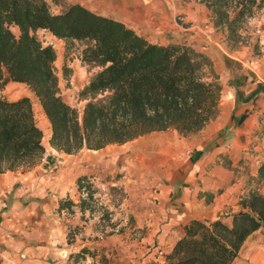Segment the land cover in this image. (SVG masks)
<instances>
[{
	"label": "crops",
	"instance_id": "1",
	"mask_svg": "<svg viewBox=\"0 0 264 264\" xmlns=\"http://www.w3.org/2000/svg\"><path fill=\"white\" fill-rule=\"evenodd\" d=\"M84 2L76 3L85 6ZM103 2L110 7L123 2L119 20L149 42L203 52L210 62L204 66V80L220 82L226 100L220 101L217 115L201 131L183 137L188 147L178 158H187L172 172L173 179L165 178L167 170L140 195L132 199L128 194L123 200L121 214L125 212L129 220L134 217L136 226H127L125 220L119 225L121 231L110 229L111 233L99 229L100 215L79 207L78 182L88 178L100 189L117 184L128 193L132 159L122 156L123 150L111 153L109 146L73 155L60 153L50 146L51 126L46 118L44 146L52 152L51 158L40 159L31 169L0 173V264H150L161 259L165 263L191 221L230 224L235 214L247 211L242 200L254 189L253 178L264 162V36L252 33L248 45L233 46L227 29L217 28L212 11L198 0ZM256 24L264 29V9L248 26ZM227 81H233L228 89ZM25 87L7 84L18 99L27 97ZM142 141L141 149L160 159L174 152V136L157 134ZM259 192L264 196V183ZM101 202L105 203L103 198ZM74 229V239L69 241ZM132 229L139 230L134 241L129 238ZM83 250L89 251L86 259L75 262L73 257ZM233 264H264V226L247 239Z\"/></svg>",
	"mask_w": 264,
	"mask_h": 264
},
{
	"label": "trees",
	"instance_id": "2",
	"mask_svg": "<svg viewBox=\"0 0 264 264\" xmlns=\"http://www.w3.org/2000/svg\"><path fill=\"white\" fill-rule=\"evenodd\" d=\"M198 1L212 11L215 26L226 28L236 42L264 9V0ZM39 30L66 42L87 43L82 61L99 71L80 93L86 102L82 114L64 100L57 53L38 40ZM204 62L191 47L151 43L122 21L81 4L55 14L48 0H0V87L15 82L30 88L50 123V146L60 153L99 151L155 132L189 136L201 131L217 115L222 94L218 82L204 80ZM43 139L29 97L0 98V173L33 168L46 151ZM253 179L254 189L242 200L246 212L235 214L230 224L191 221L165 263L150 264H233L247 239L264 226L259 192L264 162ZM78 187L82 211L98 213L101 189L88 178L80 179ZM101 210L100 224L113 229L114 214L107 206ZM88 252L76 254L74 261Z\"/></svg>",
	"mask_w": 264,
	"mask_h": 264
},
{
	"label": "rangeland",
	"instance_id": "3",
	"mask_svg": "<svg viewBox=\"0 0 264 264\" xmlns=\"http://www.w3.org/2000/svg\"><path fill=\"white\" fill-rule=\"evenodd\" d=\"M69 1L73 2L74 4H79L76 2L80 0L78 1L77 0H48V3L51 6L52 12H54L55 14H59V13L64 12L70 6L74 5L70 3ZM82 1H85V0H82ZM103 1L105 0H97V2L96 1L94 2L93 0H87V2H84V4L87 8L91 9L94 12L105 14L106 16L112 17L117 20H119V18H123V15H122L124 12L123 6L119 8L115 6L110 7L108 6L106 2L104 3ZM118 4L119 3H116V6ZM120 4L123 5V2H120ZM257 27H258L257 24L255 27L247 25L246 32H245L246 37L244 36L242 41L236 42V40H234V38H231V37L228 38V41L233 46H235L236 44H242L244 46L248 45L247 43L250 41L251 39L250 36L252 35V33L256 35L255 31ZM49 33L47 35L42 34V33H39V34L37 33V38L40 41L53 42V44L55 45L54 49L57 53L55 69L60 79V83H61L60 85L62 86L63 98L69 105L78 109V111L82 114L86 102L80 97V93L82 92L84 87L89 83L90 79L99 71V69L93 66H88L82 61L83 50L87 47L86 42H78V41L66 42L63 40L54 41L52 40L51 34ZM193 50L196 51L195 49ZM196 52L205 57L204 65L209 66L210 62H209L208 57L203 52H199V51H196ZM257 55H259V53ZM203 76H204V72H203ZM232 83L233 81H230V82L227 81L224 84V86L226 85V89H228L229 86L232 85ZM7 84L4 85L3 87H0V98H5L7 100L15 101L16 99H18L19 95L18 96L12 95V93L9 90H7ZM218 84L222 86V92H223V85L220 82H218ZM25 89L28 90L27 97H29L32 101L35 118L39 126L43 129L44 137H45L43 139V143L47 145L48 129H47V126L44 125V120L46 119V117L44 116V112L42 108H40L41 104L39 100L37 99V97L35 96V94L30 90V88L27 85ZM225 100H226L225 95H223L222 93L220 101L224 103ZM218 111H219V108H218ZM157 134L159 135L168 134V136H170L171 139L174 136L175 142H176V143L175 142L173 143L175 148L171 150V152L173 151L174 152L172 154L165 153L166 156L161 159L158 158V154L149 152V151H144L139 146V144L143 142L142 141L143 139H147ZM183 137L188 138L186 136L181 135L177 131L169 130L166 132H155V133L142 136L132 142L122 145V147H120L119 145L108 147L107 150L110 151L111 153H113L114 151L119 153V150H123L121 155L126 157V159L128 158L132 159L133 172L129 176L130 179L132 180V183H131L132 187L130 188V190H128V193H125L124 188L121 185H117V184H113V185L109 184V185H106L105 187H101V191H102L101 198H103L104 202L107 204L105 205V203H102L103 207L107 206L108 209L109 207L111 208V210L109 209V211L114 214L111 220H112V223L116 224L113 229L109 227V225H107L106 223L99 224V227H100L99 229H101L102 232H105L106 230H110V229L111 230L119 229V231H121L123 227L119 228V225H121L122 223H125V220H126L127 226H130L131 224H132V228L136 226V221L134 217H130V220H129V218L125 216V212L124 214H121L122 212L121 209H124V207L120 206L121 203L124 202L123 200L127 198L126 196L128 194H131L132 199L134 197H137L136 194L140 195L141 192H144L146 190L145 188L147 185H153L155 182H157V180L160 179L161 175H165L164 173L167 170L169 174L165 178L173 179L172 172L177 168V166H179V168L177 169H180L182 165L185 164L186 158H187L184 156L181 159L178 158V156L181 154L180 152L183 149H185L186 151L188 147L186 142L183 141ZM195 138H196V141L199 140V137L196 136ZM189 143H193V140H190ZM111 182L114 183L115 181L113 180ZM104 193L106 195H104ZM103 207L98 205V208L100 209H98L99 212L96 213L97 215L101 216L103 214V210H101V208ZM118 213L120 214L117 215ZM111 230L109 231L110 233L112 232ZM75 231L76 230L74 229L69 234V236H71L69 241L74 239ZM138 231L139 230L137 229L136 230L132 229V233L130 234V237H129L132 241L138 239L139 237ZM84 259H86V256L84 257ZM162 261H163L162 259L159 260V262H162Z\"/></svg>",
	"mask_w": 264,
	"mask_h": 264
},
{
	"label": "built area",
	"instance_id": "4",
	"mask_svg": "<svg viewBox=\"0 0 264 264\" xmlns=\"http://www.w3.org/2000/svg\"><path fill=\"white\" fill-rule=\"evenodd\" d=\"M42 34H48L49 32L48 31H46V30H39ZM245 32H246V30L244 31V33H243V36H245ZM49 34H51V33H49ZM255 34L257 35V36H260V37H262V36H264V29H263V27H261V26H258L257 27V29H256V31H255ZM246 37V36H245ZM51 38H52V40H54V41H62V40H59V39H57L55 36H53L52 34H51ZM46 39H47V37H46ZM43 42V44L45 45V46H48V45H51L53 48H55V45L53 44V42H49V41H46V42H44V41H42ZM51 156H52V152L50 151V150H47L46 149V151H45V153L42 155V157H41V161L42 162H46V161H48L50 158H51ZM3 207L5 208L6 207V205L5 204H3ZM163 254L161 253L160 254V256H162ZM160 258V257H159Z\"/></svg>",
	"mask_w": 264,
	"mask_h": 264
},
{
	"label": "bare ground",
	"instance_id": "5",
	"mask_svg": "<svg viewBox=\"0 0 264 264\" xmlns=\"http://www.w3.org/2000/svg\"><path fill=\"white\" fill-rule=\"evenodd\" d=\"M124 1V0H123ZM130 1L131 0H129V3H130ZM116 2H117V0H116ZM126 2H127V0H126ZM128 5V4H127ZM121 6H123V8L125 7V4L123 3V5H121L120 3L117 5V7L119 8V7H121ZM114 7V6H113ZM132 13V12H131ZM134 14V13H133ZM136 16V15H135ZM154 20H155V18H154ZM153 21V20H152ZM143 23V22H142ZM145 23V22H144ZM40 108H41V106H40ZM45 116V115H44ZM47 127H49V126H47Z\"/></svg>",
	"mask_w": 264,
	"mask_h": 264
}]
</instances>
